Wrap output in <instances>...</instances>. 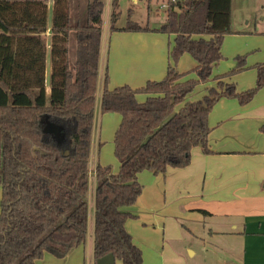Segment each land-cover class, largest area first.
I'll return each mask as SVG.
<instances>
[{
  "label": "trees",
  "instance_id": "trees-1",
  "mask_svg": "<svg viewBox=\"0 0 264 264\" xmlns=\"http://www.w3.org/2000/svg\"><path fill=\"white\" fill-rule=\"evenodd\" d=\"M48 0H0V264H36L50 254L65 258L85 245L88 236L90 157L95 116L117 113L113 166L96 172L94 256L113 254L123 264H143L142 250L126 229L135 215L126 210L142 193L144 171L165 174L185 168L194 148L212 154L209 116L223 98L250 103L264 88V63L254 88L239 92L224 82L246 70L247 56L236 66L213 75L224 58L225 37L233 33L232 0H177L158 28L128 19L117 27L119 0H113L111 32H155L169 44L166 77L140 88L108 87L98 108V79L103 33V0H54L51 74L47 76ZM151 0H149L150 2ZM132 10L130 11L131 15ZM190 55L197 66L178 73L180 58ZM195 74V78L185 77ZM217 85L196 101L198 85ZM138 95H147L144 102ZM61 127L62 141L46 131ZM264 134V126L261 128Z\"/></svg>",
  "mask_w": 264,
  "mask_h": 264
},
{
  "label": "crops",
  "instance_id": "crops-1",
  "mask_svg": "<svg viewBox=\"0 0 264 264\" xmlns=\"http://www.w3.org/2000/svg\"><path fill=\"white\" fill-rule=\"evenodd\" d=\"M53 1H47L49 10ZM112 1L108 7L106 41L103 40L104 29L102 33L98 108L106 73L110 89L123 85L136 89L148 81L164 79L170 62L169 44L175 40L174 36L155 32H111ZM51 28L48 27L45 34L48 77L51 74ZM232 31L225 37L221 51L224 59L214 67L213 75L231 71L236 66V57L246 55V70L224 80L236 84L237 90L243 92L256 86L255 66L264 63V30L250 26L242 30L232 27ZM196 66L193 57L186 54L180 58L177 70L188 73ZM195 77L192 73L184 80ZM216 85L214 79L198 85L188 100L201 99ZM146 98L147 95L137 96L140 102ZM96 116L101 129L95 131L94 126L90 168L92 166L93 171L98 164L111 165L116 173L121 161L114 155V136L121 116L117 113L102 115L99 109ZM208 123L212 128L209 135L212 154H205L197 147L192 150L191 164L185 168L169 167L165 174L144 171L138 176L142 193L133 206L126 208L135 215L126 222V229L142 250L143 264H264V134L261 130L264 88L246 105H241L237 99H221L210 113ZM96 186V180L90 179L85 245L63 259L46 254L36 264H96ZM1 197L0 186V203ZM181 241L185 246L176 247ZM115 264L123 263L116 259Z\"/></svg>",
  "mask_w": 264,
  "mask_h": 264
},
{
  "label": "rangeland",
  "instance_id": "rangeland-1",
  "mask_svg": "<svg viewBox=\"0 0 264 264\" xmlns=\"http://www.w3.org/2000/svg\"><path fill=\"white\" fill-rule=\"evenodd\" d=\"M52 1V0H51ZM105 2V24H104V37L103 40L106 41L109 34V19H108V7L111 0H103ZM165 0H136L135 3L133 0H119V19L117 21V26H125L128 19L131 17L132 21L137 22L142 26L150 27H159L165 23L167 18V12L162 8L160 9L161 4ZM233 6L231 10V23L234 30H242L250 27H258L259 30H264V22L262 21L264 17V0H232ZM107 5V8H106ZM53 6L50 7L49 16H48V27L51 28L53 20ZM131 15L129 14L130 11ZM108 21V22H107ZM108 46V44H107ZM106 48V44H105ZM99 114V113H98ZM101 122L96 116L95 119V131L101 129ZM53 124H50L52 126ZM61 128V127H60ZM62 133V129H61ZM90 169H93L92 166ZM96 180V176L91 178ZM185 244L179 242L176 245L178 248H183ZM184 255L186 252L183 251Z\"/></svg>",
  "mask_w": 264,
  "mask_h": 264
},
{
  "label": "water",
  "instance_id": "water-1",
  "mask_svg": "<svg viewBox=\"0 0 264 264\" xmlns=\"http://www.w3.org/2000/svg\"><path fill=\"white\" fill-rule=\"evenodd\" d=\"M46 131L55 133L57 139H59L60 141H62L64 138L61 133V128L58 125L55 124L52 126L48 125ZM115 262H116L115 256L113 254H108L98 259L96 261V264H115Z\"/></svg>",
  "mask_w": 264,
  "mask_h": 264
},
{
  "label": "built area",
  "instance_id": "built-area-1",
  "mask_svg": "<svg viewBox=\"0 0 264 264\" xmlns=\"http://www.w3.org/2000/svg\"><path fill=\"white\" fill-rule=\"evenodd\" d=\"M176 1L177 0H165L164 2H163V4H161V6H160V9H164L165 11H167L170 7H171V5L172 4H174V3H176ZM90 176H91V178L94 176H96V172H95V170H91V173H90Z\"/></svg>",
  "mask_w": 264,
  "mask_h": 264
}]
</instances>
